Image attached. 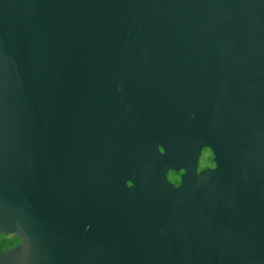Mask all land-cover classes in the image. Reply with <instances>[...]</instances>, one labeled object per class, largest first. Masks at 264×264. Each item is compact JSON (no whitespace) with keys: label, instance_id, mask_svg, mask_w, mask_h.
I'll list each match as a JSON object with an SVG mask.
<instances>
[{"label":"water","instance_id":"water-1","mask_svg":"<svg viewBox=\"0 0 264 264\" xmlns=\"http://www.w3.org/2000/svg\"><path fill=\"white\" fill-rule=\"evenodd\" d=\"M0 234V264H264V0H0Z\"/></svg>","mask_w":264,"mask_h":264},{"label":"flooded vegetation","instance_id":"flooded-vegetation-1","mask_svg":"<svg viewBox=\"0 0 264 264\" xmlns=\"http://www.w3.org/2000/svg\"><path fill=\"white\" fill-rule=\"evenodd\" d=\"M207 158L209 160H207ZM215 167V161H214V154L212 150L209 147H204L202 149V152L199 156V162H198V171H202L208 168H214ZM185 170H173L171 169L169 171V179L176 185H179L181 183L182 175L184 174ZM172 177H175V180L172 179Z\"/></svg>","mask_w":264,"mask_h":264},{"label":"trees","instance_id":"trees-1","mask_svg":"<svg viewBox=\"0 0 264 264\" xmlns=\"http://www.w3.org/2000/svg\"><path fill=\"white\" fill-rule=\"evenodd\" d=\"M207 160H209L207 158ZM175 180V177H172ZM21 242L20 238L15 234L1 235L0 234V251L6 248L13 247Z\"/></svg>","mask_w":264,"mask_h":264}]
</instances>
